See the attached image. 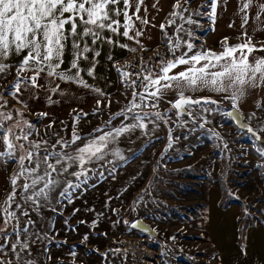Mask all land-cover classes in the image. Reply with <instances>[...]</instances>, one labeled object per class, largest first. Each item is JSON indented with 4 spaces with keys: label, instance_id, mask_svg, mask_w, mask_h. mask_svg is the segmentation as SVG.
Returning a JSON list of instances; mask_svg holds the SVG:
<instances>
[{
    "label": "snow or ice",
    "instance_id": "snow-or-ice-1",
    "mask_svg": "<svg viewBox=\"0 0 264 264\" xmlns=\"http://www.w3.org/2000/svg\"><path fill=\"white\" fill-rule=\"evenodd\" d=\"M190 2L183 0L184 5ZM228 2L205 0L195 13L185 15L189 12L188 7H181L180 0H175L173 11L169 13L173 19L168 21L167 26L173 27L174 33L180 35L173 39L165 30V24L159 25L172 59H161L159 73L149 71L142 77L145 82L144 93H132L134 101L141 102H134L128 109L133 112V119L137 123L114 127L108 131L97 128L95 131L99 135L89 134L86 137L79 135L74 127L67 139L59 133L56 134L58 138L48 139L38 132L34 123L24 118L22 111L10 108L8 96L23 105L25 101L21 97L25 89L34 94L46 88V84L41 83L42 78L71 80L88 87L80 76L79 61L87 59L90 52L95 57L100 56V52L90 45L102 40L113 43L112 39L102 36L104 31L119 33L128 40H136L137 45H140L137 38L144 35V28L154 26L147 15L148 5L146 0H0V74L12 71L6 62L9 57L21 56L15 65L13 83L0 92V168L12 165L9 176L11 192L0 197V264H44L45 260L52 258L49 245L54 243L52 237L55 235V221L46 213L62 215V207L74 203L80 192L86 189L90 173L103 176V169L112 163L108 159L110 155L123 159L119 149L110 147L122 134L135 128H147L143 121L149 116L155 117L152 121L154 124L157 121L167 122L166 112H145L143 115L134 112L138 107L157 108L166 90H174L176 93V98L168 103L175 110L177 119L187 117L193 121L202 120L200 128L210 123L202 113L217 111L220 102L211 96L186 93L209 89L226 94L225 98L231 101L232 109L226 115L240 122V126L246 128L256 141L264 144V100L257 102L253 99L252 111L247 119L254 121V124H244L239 115L240 101L246 90H260L264 93V55H255L264 53V41L254 35L257 30L264 31V0H237L236 14L240 16L241 29L237 38L242 42L231 45L228 43L231 38L224 37L223 50L219 53L206 48L195 51L196 45L192 42L194 34L184 26L199 24L193 16L205 18L215 25L218 8L226 10ZM151 7L159 10L158 0H154ZM177 21L183 23L178 24ZM250 22L251 31L248 28ZM234 24L233 20L228 26L233 27ZM87 38H91L90 43ZM181 48L185 51L177 55ZM68 49L72 56L70 68L76 70L72 75L58 71ZM180 66L186 68L173 73ZM93 71L94 65L88 69L87 74L92 76ZM133 84L140 87L135 81ZM58 89L59 85H55L49 91L55 92ZM47 115L41 113L40 117ZM80 119V115L74 117L75 122ZM187 122V119L181 120L180 126ZM51 127L52 123L48 125V128ZM214 135L219 138V133ZM173 139L169 135V147ZM224 147H228L227 143ZM256 151L264 160V147H257ZM108 174H112V169H108ZM79 211L74 208L72 215ZM124 223L129 224L128 221ZM64 224L67 226L69 220H65ZM129 226L131 229L139 227L141 231H148L136 222ZM71 230L75 231V228ZM82 239L86 241L88 236ZM246 251L243 249L241 254H246ZM69 252L76 255L72 249ZM96 252L99 253V250ZM112 253L120 254L121 250L118 247L112 248L100 254L101 259L108 261Z\"/></svg>",
    "mask_w": 264,
    "mask_h": 264
},
{
    "label": "rangeland",
    "instance_id": "rangeland-1",
    "mask_svg": "<svg viewBox=\"0 0 264 264\" xmlns=\"http://www.w3.org/2000/svg\"><path fill=\"white\" fill-rule=\"evenodd\" d=\"M180 3L181 7H188L189 12L185 15H189L200 9L205 0H191L188 5L180 0ZM173 4L162 23L175 39L180 34L167 26L173 18L169 15L173 11ZM192 18L198 20L202 27L185 24V28H190L192 32L204 30V41L209 49L213 24L202 17ZM161 39L167 43L163 34ZM162 40L157 48L163 49ZM241 42L234 40L233 45ZM212 46L211 50L222 51L215 43ZM152 50L131 52L120 61L126 64L129 60L137 59L141 53ZM183 51L185 49L181 48L177 55ZM14 71L15 67L8 74H0V92L13 83ZM149 71H143V75ZM151 72H159V68ZM122 78L128 80L126 76ZM144 91L143 88L137 92L131 83L125 91L113 97V101L97 105L87 115L73 112L67 119L51 122L28 113L10 95L8 100L10 108L22 111L24 118L34 123L45 138L56 139L59 133L67 139L74 127L79 135L86 137L89 134L99 135L95 131L97 128L108 131L137 123L133 119V112L128 109L134 102L141 103L134 101L132 93L142 94ZM159 107H138L134 112L141 115L145 112H166L167 122L157 121L154 124L152 121L155 117L149 116L143 121L147 128H135L122 134L110 147L119 149L123 159L110 155L108 159L112 163L103 169V176L90 173L86 189L80 192L74 203L62 207V215L46 213L55 221V235L52 237L54 243L49 245L52 258L45 260L44 264H219L207 235L208 201L213 194L220 197L224 206L232 202L240 208L239 247L247 242L245 233L248 229L257 226L264 231V166H261L264 160L256 151L264 144L237 129L226 115L229 108L225 105L219 106L211 114L202 113L210 121L204 128L199 127L202 120L193 121L187 117L177 119L170 105L164 109ZM77 115L81 119L75 122ZM185 119L188 122L180 126V121ZM244 120L250 125L254 124L246 116ZM50 123L52 127L48 128ZM214 133H219V138ZM169 135L174 138L171 147L168 145ZM225 143L227 148L224 147ZM108 169H112V174H108ZM11 170L12 165H8L2 197L11 192ZM74 208L80 211L73 216ZM137 219L151 226L158 238L131 229L129 225ZM65 220H69L67 226ZM82 220L86 223H80ZM85 235L88 236L86 241L82 239ZM55 244L62 246L56 247ZM117 247L121 250L120 254L112 253L108 261L101 259L100 254ZM69 249L76 255H71Z\"/></svg>",
    "mask_w": 264,
    "mask_h": 264
},
{
    "label": "crops",
    "instance_id": "crops-1",
    "mask_svg": "<svg viewBox=\"0 0 264 264\" xmlns=\"http://www.w3.org/2000/svg\"><path fill=\"white\" fill-rule=\"evenodd\" d=\"M153 2L154 0H146L148 5L147 15L154 26H146L144 28V35L137 38L141 42L140 45H137L136 40H128V38L123 37L119 33H111L109 31L102 32V36L112 39L113 43L110 44L106 40H102L95 45H90L100 52V56L95 57L90 52L87 54V59L79 61L80 76L88 87H83L71 80L61 81L58 78H42L41 83L46 84V88L39 89L34 94H30L29 90L25 89L21 97L25 103L22 105L14 99L16 103L28 113H34L39 116L41 113H48L43 119L51 122L67 119L73 112L89 113L98 105V101L99 104L108 100L113 101V97H117V94L125 91L131 85L129 79L124 81L125 79L117 73L115 63L124 59L129 53L134 52L132 51L133 48L136 51L157 48L162 36L159 25L162 24L166 13L175 0H158L159 10L151 7ZM236 9L237 0H229L226 10L218 8L216 23L210 32L209 40L212 45L215 43L221 50H223L222 40L224 37L231 38L228 41L231 45L234 44V40L241 42V39L237 38L241 29L240 16L236 14ZM142 14L144 13L142 12ZM120 19L122 20V17ZM233 20L235 21L234 26L229 27V22ZM137 26H139V22H137ZM248 28L249 31L252 30L251 22ZM254 35L259 40L264 41V31L257 30ZM87 39L90 43L91 38ZM121 45H128V47H121ZM212 45L211 48L213 47ZM257 46L259 47L260 45ZM70 51V49L66 50L64 63L58 70L63 71L66 75H72L76 71L70 68L72 60V56L69 54ZM255 55H264V53H255ZM20 59L21 56L14 55L9 57L6 62L12 69L19 63ZM93 65V75L89 76L87 71ZM185 68L186 66H180L174 69L173 73ZM55 85H59V89L55 92L49 91ZM186 95L211 96L212 99L220 102V107L225 105L229 110L231 108V101L225 98L226 94L223 93L204 89L198 93L188 92ZM175 98L176 93L174 90H166L163 98L158 102L159 106L161 109L168 108L170 105L168 101ZM254 98L257 102H260L264 100V93H261L260 90H246L245 96L240 101V112L243 117L251 114ZM6 183L7 168H0V197L3 196ZM222 203L223 201L220 197L217 198V195L213 194L212 198H209V207L206 215L207 235L217 255L219 264H264V231L258 229L257 226L248 229L245 233L247 242L242 247H239L238 234L240 232L238 221L240 208L232 202L225 204V206ZM243 249L247 250L244 255L241 254Z\"/></svg>",
    "mask_w": 264,
    "mask_h": 264
},
{
    "label": "built area",
    "instance_id": "built-area-1",
    "mask_svg": "<svg viewBox=\"0 0 264 264\" xmlns=\"http://www.w3.org/2000/svg\"><path fill=\"white\" fill-rule=\"evenodd\" d=\"M205 21L207 23L209 22L206 19ZM198 26H200V28L202 27L200 22L196 26V28ZM193 34L195 39L192 42L196 45V48L194 50L200 51L202 48L208 49V47H206L207 44L204 41L205 40L204 30L196 29L195 31H193ZM162 45H163V49L156 48L152 51H148V53H141L140 54L141 56H139L137 59L129 60V62L126 64L123 61L115 63V70L122 77L126 76L131 83L135 81L136 84H139L140 87L139 88L135 87V89L137 92H141L142 89L144 88L143 85L145 83L142 79V77L145 76L143 75L144 74L143 71H146L147 69H150V71L158 69L160 66L161 59H168V60L172 59V55L167 48V43L162 40ZM209 49H211V47H209ZM125 73H127L128 75H125Z\"/></svg>",
    "mask_w": 264,
    "mask_h": 264
},
{
    "label": "water",
    "instance_id": "water-1",
    "mask_svg": "<svg viewBox=\"0 0 264 264\" xmlns=\"http://www.w3.org/2000/svg\"><path fill=\"white\" fill-rule=\"evenodd\" d=\"M229 111H232V109H230ZM229 111H228V112H229ZM239 115H240V117H241V121H242L244 124H248V123L244 120V117H243V115L241 114V112L239 113ZM231 120H232L233 125H234L237 129H239V130H241V131H243V132L248 133V132L246 131V128L240 126V122L236 121L234 118H231ZM248 125H250V124H248ZM248 134H249V133H248ZM249 135H251V134H249ZM258 142H259V141H258ZM134 222L138 223L139 225H143V227H144L145 229H148V231H146V232L141 231L139 227H138L137 229H135V230H137L138 232L142 233L143 235H146V236H149V237H152V238H158V235H157L156 231H155L151 226H149L144 220H142V219H137V220H135ZM152 230H154V231H152Z\"/></svg>",
    "mask_w": 264,
    "mask_h": 264
}]
</instances>
